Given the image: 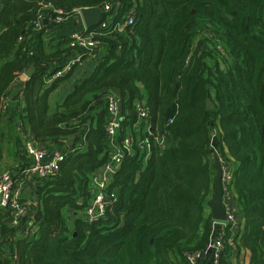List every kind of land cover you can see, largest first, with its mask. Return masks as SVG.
<instances>
[{
	"label": "trees",
	"instance_id": "trees-1",
	"mask_svg": "<svg viewBox=\"0 0 264 264\" xmlns=\"http://www.w3.org/2000/svg\"><path fill=\"white\" fill-rule=\"evenodd\" d=\"M105 3L113 7L111 20L123 23L133 10L134 23L122 31L108 24L91 73L62 101L51 102L76 67L46 87L51 69L72 50L65 38L46 51L43 31L33 26L42 12L54 15L43 6L69 17ZM30 67L19 92L27 131L63 158L37 190L36 233L4 242L10 254L1 251L0 264H13L11 254L14 264H190L186 253L205 251L214 229L213 134L220 164L232 167L230 191L244 226L239 249L250 252L249 264H264V0H2L0 105ZM111 88L120 92L130 121L124 125L136 120L135 104L143 101L145 123L166 131L169 145L162 153L154 147L144 163L137 154L126 157L110 179L106 199L113 201L103 217L89 222L77 215L69 226L71 214L64 211L79 214L86 207L91 177L109 159L103 98ZM208 98L212 110L205 108ZM1 232L13 238L4 224ZM230 256L226 246L221 263Z\"/></svg>",
	"mask_w": 264,
	"mask_h": 264
},
{
	"label": "built area",
	"instance_id": "built-area-1",
	"mask_svg": "<svg viewBox=\"0 0 264 264\" xmlns=\"http://www.w3.org/2000/svg\"><path fill=\"white\" fill-rule=\"evenodd\" d=\"M1 2L2 0H0V5ZM43 7V9L52 10L54 15L46 17L45 13L42 12L33 25L34 29L38 31L42 30L44 32L48 25L60 23L66 18L62 15L61 11H56L47 5ZM99 7L101 8V16L97 21V29L88 31L89 29L85 28L84 31H74L71 33L68 37V46L71 48L72 54L60 68L55 67L56 69L53 68L50 71V75L45 78L46 87L57 78L67 74L72 68L80 66L85 59H97L100 56L102 44L98 41V37L102 35V30L108 24L111 25L112 31H122L134 23L133 10H130L124 17L123 23H119L113 20L108 22L105 19V16L113 9L110 4L105 3ZM80 10H74V14L80 16ZM44 20L47 21L48 25L43 23ZM22 40V37L18 39L19 42H22ZM14 99L15 97L10 94L1 103V123L3 119L5 120L10 107L14 103ZM103 100L106 105L105 129L110 140L109 159L104 167L91 177V193L93 197L90 202L80 210L79 214L73 213L76 217L77 215L85 217L89 222L103 217L107 208L111 205L113 199H106L107 187L113 173L126 157L137 154V159L142 160L144 163L151 156L154 147L162 153L169 145L166 131H161L150 123H145L148 118V111L143 105V101L136 102L135 104L136 120L132 124L127 123V125H124V122L130 121L126 119V114L122 110L121 97H117L110 90V92L104 95ZM141 122L145 123L143 135L135 137L134 132L139 131V123ZM16 132L21 136L22 152L28 158L29 165L19 174L6 169L0 171V252L3 251L6 255L10 254V251L4 248V242L11 241L12 245L13 240L31 238L38 228V200L35 198V195H32L29 199L23 196L25 178L32 176L39 181L36 185V190H38L45 178L57 174L59 169L58 164L63 158L61 150L33 140L27 130H22V126H19ZM134 148L138 150L135 152ZM221 167L223 187L222 206L225 212V220H213L214 229L205 250H210L211 252V264H222V252L226 246L230 248L231 256H236L242 250V248L239 249L240 233L237 232L242 222L238 218L239 210L233 201V192L230 191L232 167L225 163H221ZM2 224L8 229L13 230V238L9 237L5 239L2 236ZM204 254V251H191L186 253L185 258L190 264H198ZM9 259L14 264L15 256L13 254L9 255ZM226 264L230 263L226 262Z\"/></svg>",
	"mask_w": 264,
	"mask_h": 264
},
{
	"label": "crops",
	"instance_id": "crops-1",
	"mask_svg": "<svg viewBox=\"0 0 264 264\" xmlns=\"http://www.w3.org/2000/svg\"><path fill=\"white\" fill-rule=\"evenodd\" d=\"M1 11V5H0ZM110 12L107 14L108 19H112L113 15ZM44 24H47V21H43ZM86 26L84 22L78 14H73L69 17H66L62 22L57 24H51L47 26L46 31L41 34L42 42L44 43L46 51L56 50L57 45L63 39H68L74 31H84ZM36 30V29H34ZM32 31L27 34V41L29 44H33L35 41V35ZM38 31V30H36ZM69 58V57H68ZM97 64V59L87 58L83 61V63L74 69L68 79L63 80L59 83L58 87L51 93L50 101L53 102L55 100L62 101L66 95L73 89L77 80H82L86 76H88L93 68ZM53 69V68H52ZM51 69V70H52ZM28 80V77L24 74H21L18 79H16L12 85V96L15 97L14 103L10 107L5 120L3 119L1 123V134H2V158L0 160V167L3 166L5 163L6 166L11 165V161L13 160L14 165L11 168V171L15 174H19L23 169L27 168L29 165L28 158L23 155L22 152V139L16 132L19 126H22V130H27V123H26V108L23 98L19 94L23 83ZM54 107V105H53ZM212 147V146H211ZM214 149V147H213ZM216 149V147H215ZM217 150V149H216ZM210 155V163L214 165L218 159L215 156ZM9 162L7 164L6 162ZM231 162V161H230ZM232 164V163H231ZM234 167V165L232 164ZM216 170V168H215ZM39 181H37L32 176H27L24 180V191L23 196L29 199L32 195L36 196V185ZM35 189V190H34ZM64 213L69 216V226L72 225L74 218V214L68 211H64ZM244 230L243 224L237 229V232L242 234ZM203 258L199 261L198 264H211L212 262V255L210 250L204 251ZM250 259V252L246 249H242L239 254L236 256H230L229 263L230 264H249Z\"/></svg>",
	"mask_w": 264,
	"mask_h": 264
},
{
	"label": "water",
	"instance_id": "water-1",
	"mask_svg": "<svg viewBox=\"0 0 264 264\" xmlns=\"http://www.w3.org/2000/svg\"><path fill=\"white\" fill-rule=\"evenodd\" d=\"M80 16L84 22V25L87 29H90L97 25V21L101 16V8L100 7H92L80 10ZM33 72V68L30 67L26 70L25 75L28 77L31 76ZM111 91L117 96L120 97V92L117 88H111ZM205 108L207 110L214 109V104L208 98L205 102ZM72 140H69L67 144H71ZM150 158V157H148ZM216 174L214 178V186H213V194L210 200V211L212 220L214 221H224L225 220V212L222 206V197H223V187H222V167L218 160L215 162ZM37 194V192H36ZM39 212H37V215ZM124 221L122 220L120 226H122Z\"/></svg>",
	"mask_w": 264,
	"mask_h": 264
},
{
	"label": "rangeland",
	"instance_id": "rangeland-1",
	"mask_svg": "<svg viewBox=\"0 0 264 264\" xmlns=\"http://www.w3.org/2000/svg\"><path fill=\"white\" fill-rule=\"evenodd\" d=\"M11 93H12V91H11ZM215 139H216V137H215V134H213L212 135V141H213V143H212V147H211V150H212V152H211V154H212V156H215V155H217V150L215 149ZM213 147H214V149H213ZM7 164H9V162L7 161L6 162ZM14 165V163H13V160L11 161V165L10 166H6V164L4 163L3 164V166H1L0 167V171L3 169H6V170H11V168H12V166ZM12 170H13V168H12ZM214 172V175H215V173H216V171H213ZM35 190V189H34ZM74 214H77L76 212H73ZM209 214V209H207L206 210V215H208ZM68 222H69V220H68Z\"/></svg>",
	"mask_w": 264,
	"mask_h": 264
}]
</instances>
